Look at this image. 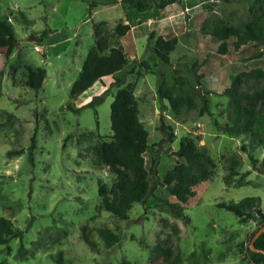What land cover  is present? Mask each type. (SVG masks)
Here are the masks:
<instances>
[{
  "label": "rangeland",
  "instance_id": "374dc122",
  "mask_svg": "<svg viewBox=\"0 0 264 264\" xmlns=\"http://www.w3.org/2000/svg\"><path fill=\"white\" fill-rule=\"evenodd\" d=\"M260 6L264 0H175L154 13L121 0H98L90 10L85 0H0V17L18 39L10 52L0 46V215L22 230L21 238L0 245V264H257L248 245L259 217H239L217 202L257 196L264 212V95L243 102L253 106L254 135L226 130L234 112L227 92L232 83L237 96L264 92V77L250 73L264 69V46L249 41L234 49L230 37L221 53L207 25L217 18L247 21ZM119 20L130 25L122 35L115 31ZM99 21L108 28L109 45L119 46L128 65H135L121 87L134 93L148 130L145 167L156 161L152 194L133 203L127 218L100 207L98 185L111 188L114 175L92 160L95 143L112 134L117 87L98 104L84 105L112 76L69 97ZM158 36L176 39L168 62L153 49ZM27 66L45 69L39 89L22 84ZM159 87L187 102L175 110ZM35 129L36 147L29 149ZM186 135L199 137L215 168L182 202L162 181L186 162L175 154ZM99 227L119 240L107 245Z\"/></svg>",
  "mask_w": 264,
  "mask_h": 264
},
{
  "label": "trees",
  "instance_id": "16d2710c",
  "mask_svg": "<svg viewBox=\"0 0 264 264\" xmlns=\"http://www.w3.org/2000/svg\"><path fill=\"white\" fill-rule=\"evenodd\" d=\"M85 1L88 3L89 10L98 5V0ZM121 1L136 11L142 12L152 8L156 13L175 0ZM129 28L130 25L124 23L123 20H119L115 25V31L119 35L124 34ZM207 29L210 34L220 40L218 51L221 53L226 52L227 40L230 37L234 38L232 40L234 49H238L249 41L264 46V7L256 8L251 19L247 21L232 24L227 19L217 18L207 25ZM93 35L95 43L87 50L82 60L79 75L70 86L69 97L78 96L104 75L112 76V80L104 91L92 96L84 105L98 104L112 87H117L110 104L112 134L95 143L92 160L95 165L107 166L114 175L111 188H107L104 183L98 185L100 207L116 217L127 218L133 203H143L152 194L153 185L149 180V175L156 176V161H152L149 169L145 167L143 153L149 145L148 130L139 119L134 93L129 88L121 87L127 76L135 72V65H128L125 53L119 46L109 45L108 28L105 22L93 23ZM153 36L154 34L151 33L150 38ZM175 41V37L158 36L155 39L153 49L163 62L169 61V52L174 48ZM17 44L18 39L14 35L10 21L0 17V46L7 45L8 52H10ZM250 73L255 77H264V69L260 67L253 69ZM45 74L46 71L41 66H27L22 84L32 89H39ZM234 86L235 82L232 83V88L227 90L230 95V104L234 106V112L230 118L232 125L227 124L226 130L232 133L244 130L254 135V109L253 106L243 105V102L253 104L257 98L264 95V92H256L253 95L242 93L237 96L234 93ZM159 94L168 99L175 110L187 102L186 98L174 96L170 91L161 87H159ZM198 140V136L191 135H186L181 139L175 154L185 158L186 162L176 164L165 174L162 181L170 193L182 202H185L193 192L192 186L210 178L215 168L214 159L198 144ZM36 142L35 129L30 137L29 149L35 148ZM217 206L239 217L258 216L261 225L264 224V212L261 210L260 199L257 196H245L237 201H220L217 202ZM175 213L177 216H182L183 210L178 208ZM87 229L86 225H82L83 238L92 245L93 241L89 238ZM97 231L107 245L119 240V236L107 227H99ZM254 232L255 230L251 232V238ZM15 237L21 238L22 230L15 227L9 217L0 215V245L8 243ZM254 245L264 250V231L257 236ZM248 250L254 263L264 264L263 252L254 251L249 245ZM202 254L206 257L207 250L202 248Z\"/></svg>",
  "mask_w": 264,
  "mask_h": 264
},
{
  "label": "water",
  "instance_id": "95a60500",
  "mask_svg": "<svg viewBox=\"0 0 264 264\" xmlns=\"http://www.w3.org/2000/svg\"><path fill=\"white\" fill-rule=\"evenodd\" d=\"M262 231H264V224H262L261 226H259V227L255 230V232H254V234H253V236H252V238H251V240H250V242H249V247H250L252 250H254V251H261V252L264 253V250H263V249H259V248L255 247V245H254V241H255V239L257 238V236H258Z\"/></svg>",
  "mask_w": 264,
  "mask_h": 264
}]
</instances>
